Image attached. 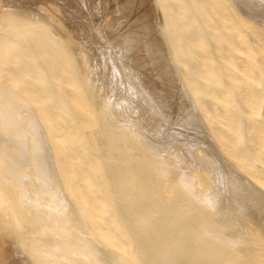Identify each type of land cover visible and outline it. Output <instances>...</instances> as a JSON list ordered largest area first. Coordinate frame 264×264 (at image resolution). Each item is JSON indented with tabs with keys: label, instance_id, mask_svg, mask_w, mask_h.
Returning a JSON list of instances; mask_svg holds the SVG:
<instances>
[{
	"label": "bare ground",
	"instance_id": "1",
	"mask_svg": "<svg viewBox=\"0 0 264 264\" xmlns=\"http://www.w3.org/2000/svg\"><path fill=\"white\" fill-rule=\"evenodd\" d=\"M43 1L0 8V264H264V0Z\"/></svg>",
	"mask_w": 264,
	"mask_h": 264
},
{
	"label": "rangeland",
	"instance_id": "2",
	"mask_svg": "<svg viewBox=\"0 0 264 264\" xmlns=\"http://www.w3.org/2000/svg\"><path fill=\"white\" fill-rule=\"evenodd\" d=\"M1 1L2 0H0V4L3 5L2 7H0L1 10H3L2 12L13 11V10H17L18 12H23L24 8L27 5V0H16L15 2L12 0H4L5 4L1 3ZM87 1L89 4L90 3L92 4V7L97 3V2L94 3L93 0H87ZM147 1L152 5L153 11L158 12V16L160 18L158 25L157 26L155 25L154 28L158 29L159 27H163L164 26V15L162 14L161 10H159V8L157 7L156 2L154 0H147ZM43 2L44 1L42 0L41 3H43ZM80 2H81V0H65V3L68 7V10H66V12H71V10H73L74 8H77V11H78L77 6L80 4ZM104 4L106 5V3H104ZM51 6L53 7V9H56V11L59 15V17L55 16V18H57V17L59 18L60 26L62 28L64 35H65V38L63 39L61 37V34L59 33V31L55 27L52 28V33L59 38L61 37V40L63 42H65V40H68L69 42L72 43V46H70V47L68 46L67 50L70 52L72 59L74 60V62L77 65L78 75L83 76V74L85 72H84V69L82 67L83 57H82L81 48H80L81 42L78 40V38L73 37L71 35L72 33L70 32L69 27L65 24V22L61 18L62 10L56 5L52 4ZM80 12H83V10H81ZM95 12H97V11H95ZM75 46H76V48H75ZM167 52L170 54L169 48L167 49ZM180 89H181V87H180ZM68 91H71V89L70 90L68 89ZM7 249H8V247L0 249V253H2V251H4L7 254H9Z\"/></svg>",
	"mask_w": 264,
	"mask_h": 264
}]
</instances>
